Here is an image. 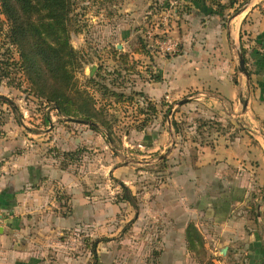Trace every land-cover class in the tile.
Wrapping results in <instances>:
<instances>
[{
  "label": "rangeland",
  "instance_id": "374dc122",
  "mask_svg": "<svg viewBox=\"0 0 264 264\" xmlns=\"http://www.w3.org/2000/svg\"><path fill=\"white\" fill-rule=\"evenodd\" d=\"M233 1V7L221 8L219 5H229L230 0H76L68 14V39L79 58L66 68L69 85L73 82L92 100L87 106L82 95L74 89L67 90L72 104L67 102L65 107L71 114L59 113L55 104L45 98L49 92L41 88L55 89L61 82L60 61L55 58L49 67L42 66L39 75L26 74L19 68L20 47L12 42L19 21H24L34 51L45 48L52 38L42 39L32 26H27L33 23L34 15L28 16L20 8L17 19L11 22L0 2V145L10 149L0 157V166L8 162L7 171L16 167V156L22 152L20 141H24L25 149L33 151L38 159L27 167L30 181L24 187L39 188L49 178L42 190L47 196L41 200L44 207L53 209L52 202L57 198L65 201L61 212H71L73 201H68L74 200L76 194L82 195L88 205L85 214H80L78 205L72 225L55 237L49 231L42 236L34 233L37 237H32L30 258H5L0 260L2 264H160L162 246L157 241L172 228L174 219L183 215L180 211L175 215L172 210L181 200V188L174 194L169 191L179 184L172 169L183 164L182 171L187 170L188 160L199 148L197 144H210L215 132L223 133L233 123L193 116L192 110L182 106L190 101L187 99L181 104L165 97L152 99L144 86L160 81L158 59L182 54L184 36H192L194 19L196 23L212 19L226 27L232 15L235 18L247 13L241 33L243 43L249 42L250 33L246 32L248 23L253 22L250 13L257 8L264 14V0ZM188 39L191 40L189 36ZM141 45L148 52L134 53ZM21 49L26 53L28 46ZM242 51L237 49V60L239 52L244 57ZM91 65L95 66L92 74ZM98 69L99 80L95 77ZM93 77L95 85L88 83ZM113 91L126 97L119 100L111 95ZM191 93L190 89L184 97H191ZM75 105L93 117L83 120V114L73 112ZM94 124L97 128L92 127ZM211 131H215L213 136ZM154 141L156 150L151 147ZM38 163L57 174L41 178L38 183ZM117 166L120 167L114 176L113 168ZM60 170L70 177V194L62 190ZM121 183L130 189L132 204L122 198L125 191ZM210 191L184 200L190 208L200 204V212L195 210L194 214L186 206L184 216L191 224L194 220L198 224H194L195 232L189 233L194 240L191 247L201 253V262H208L206 251L222 245L210 243L203 236L223 232L210 215ZM256 196L252 192L245 206L250 233L260 231ZM233 210L240 216L241 205ZM171 216L174 218L169 220ZM191 247L186 243V250Z\"/></svg>",
  "mask_w": 264,
  "mask_h": 264
},
{
  "label": "crops",
  "instance_id": "0c3cea01",
  "mask_svg": "<svg viewBox=\"0 0 264 264\" xmlns=\"http://www.w3.org/2000/svg\"><path fill=\"white\" fill-rule=\"evenodd\" d=\"M246 15L235 18L232 15L226 27L212 19L204 23H196L194 19L192 36L188 34L191 40L184 36L182 54L158 59L160 81L144 86V92L152 99H187L190 101L182 106L192 110L193 116L233 123L223 133L211 131L210 134L213 136L215 132V135L210 144H197L199 148L188 160L187 170L182 171L183 164L172 169V176L180 186L176 184L169 191L174 194L181 188V200L172 210L175 209V215L179 211L183 215L174 219V223L171 220L170 232L161 234L157 241L162 246L158 256L160 264H264V14L257 8L250 13L253 22L248 23L246 32L250 33V40L243 43L241 32L245 28ZM237 49L245 52L248 75L239 70ZM190 89L191 97H184ZM155 142L152 150H156ZM20 144L22 152L16 156L19 161L13 165L16 167L7 171L8 162L0 166V260L30 258L33 236H42L49 231L55 237L72 225L78 205L80 214L82 211L85 214L88 206L86 199L76 194L77 204L72 198L68 201H73L71 212L62 213L64 200L57 198L52 202L53 209L44 207L41 200L47 196L42 190L49 179L45 178L56 175L57 171L52 173L53 169L49 171L45 164L38 163L35 165L40 171L38 183L41 178L45 179L44 183L39 188L24 187L30 181L27 167L38 159L33 151L25 149L24 141ZM5 150L10 149L6 144L0 145V157L4 156ZM119 167L113 168L112 175L116 176ZM63 171H59L58 177L63 180L62 190L70 194L67 187L70 177ZM209 191L212 193L207 200L211 206L210 215L214 217V224L221 225L223 232L203 236L210 243L222 242V245L206 251L208 262H201L200 252L194 248L185 249L186 243L194 240L186 233L191 223L184 216L186 206L194 214L195 210L200 212V204L190 208L184 200ZM252 192L258 195L255 199H259L255 206L260 231L250 233L246 209ZM238 205H241L240 216L233 212ZM194 224L198 226L195 220L191 225Z\"/></svg>",
  "mask_w": 264,
  "mask_h": 264
},
{
  "label": "trees",
  "instance_id": "16d2710c",
  "mask_svg": "<svg viewBox=\"0 0 264 264\" xmlns=\"http://www.w3.org/2000/svg\"><path fill=\"white\" fill-rule=\"evenodd\" d=\"M3 13L8 16L11 22L13 19L16 20L18 17V10L23 13H28L30 15H34L33 23L30 21L27 26H32L35 32L38 35H42V39H47L48 37L52 38L51 42L46 44L45 48L38 49L36 51L33 50V44L30 43V37L28 33L25 31L23 25L24 21H19L17 25V29H14L16 38L13 39V43L20 47V61H19V68L24 72L31 74L32 72L37 73L38 75L41 73V67H49L52 65L53 60L55 58L58 60L59 63V73L62 76L61 82H59L58 86L55 89L46 88L45 86L41 85V88L45 91L49 92L45 98L49 102H53L55 104L56 109L61 114H71L70 110L66 109L65 103L72 104L70 101L66 91L69 89H74L76 93L82 95L84 104L91 101L92 99L88 97L87 93L84 91H78L76 87H74V83L72 82L69 85V76L68 72L69 69L66 66L68 64L75 63L79 58V52L75 51L73 47L69 43L68 39V24H69V12L73 8L76 3V0H0ZM234 1L230 0L229 5H219L221 8H226L228 6L233 7ZM212 12L217 13L218 11L212 10ZM221 12V11H220ZM219 13V12H218ZM47 37V38H46ZM28 46V51L25 53L22 51L21 47ZM135 53L143 54L147 53L146 46L141 45V47H136L134 49ZM243 52V51H242ZM124 61H126L125 57H122ZM100 68V67H98ZM101 69V68H100ZM100 71L97 70L95 77L97 80L100 78ZM31 76V75H30ZM95 77L88 79V83H94L95 85ZM33 83L34 80L30 79ZM62 85H61V84ZM45 84V82H44ZM68 84V85H67ZM46 88V89H45ZM104 88H107L106 86ZM41 95V94H38ZM111 95L117 97V99L125 98L121 93L111 92ZM43 96V95H41ZM77 108L73 109V112H79L83 114V120H90L93 115L86 111H81L80 105H75ZM152 110H155L154 107H151ZM143 112V111H140ZM93 128H97V126L92 125ZM66 156H68L66 154ZM121 186L124 189L123 199L129 203H133L131 200V196L129 194L130 189L121 183ZM195 227L193 225H189L187 232L190 235V231L195 232ZM186 232V233H187ZM191 236V235H190ZM190 247H193V241L190 240ZM94 246V244L92 245ZM191 247V248H192ZM93 255L95 260L97 261V255L95 251V247L92 249Z\"/></svg>",
  "mask_w": 264,
  "mask_h": 264
},
{
  "label": "water",
  "instance_id": "95a60500",
  "mask_svg": "<svg viewBox=\"0 0 264 264\" xmlns=\"http://www.w3.org/2000/svg\"><path fill=\"white\" fill-rule=\"evenodd\" d=\"M238 62H239L238 64H239V70H240V72L244 73L245 75H248L247 69L245 67L244 57L241 54V52L238 53ZM94 69H95V66L94 65H91L90 66V74H92V72L94 71ZM179 103L181 104L182 101H179Z\"/></svg>",
  "mask_w": 264,
  "mask_h": 264
}]
</instances>
